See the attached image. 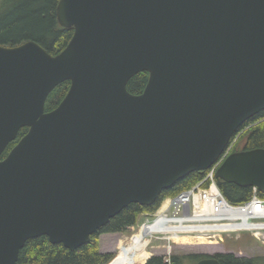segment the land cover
I'll use <instances>...</instances> for the list:
<instances>
[{"label": "water", "instance_id": "water-1", "mask_svg": "<svg viewBox=\"0 0 264 264\" xmlns=\"http://www.w3.org/2000/svg\"><path fill=\"white\" fill-rule=\"evenodd\" d=\"M57 18L74 35L56 55L0 44V264L43 235L75 250L131 203L152 206L264 110V0H59ZM215 175L264 192V147Z\"/></svg>", "mask_w": 264, "mask_h": 264}, {"label": "trees", "instance_id": "trees-1", "mask_svg": "<svg viewBox=\"0 0 264 264\" xmlns=\"http://www.w3.org/2000/svg\"><path fill=\"white\" fill-rule=\"evenodd\" d=\"M57 3L58 0H16L13 13L0 22V44L19 45L28 40H35L51 54L60 53L72 39L74 28L60 25L57 18ZM149 76L148 71L138 72L129 80L128 90L134 94L142 93ZM70 85L71 82L66 80L53 89L46 101V111L53 110L61 103ZM28 130L29 127L20 130L18 137L10 143L2 158L8 155ZM229 147V153L264 147V110L239 127L232 137ZM209 171L210 169L191 172L171 188L164 190L152 206L131 203L94 233L88 243L75 250H71L63 243H52L46 235L31 238L21 249L16 264H108L113 260L115 254L102 252L100 249L102 234L128 232L129 228L137 223L141 214L154 212L163 198L176 195L205 180ZM216 180L223 194L233 203L245 202L253 194L252 187H242L218 178ZM208 182L205 183L208 184ZM259 194L264 197V192L259 191ZM189 257H194V255L173 254L168 260L164 255H154L146 264H180L182 259ZM217 257L223 264H264V258L261 257L245 258L238 257L233 253L218 254Z\"/></svg>", "mask_w": 264, "mask_h": 264}, {"label": "built area", "instance_id": "built-area-1", "mask_svg": "<svg viewBox=\"0 0 264 264\" xmlns=\"http://www.w3.org/2000/svg\"><path fill=\"white\" fill-rule=\"evenodd\" d=\"M222 160L223 158L210 169L205 180L176 195L163 198L154 212H145L147 215L154 217L152 225L160 223L162 220L167 225V229L162 228L155 230L152 234L148 233L151 237L168 242L174 239V241L182 239L183 242L185 239H190L200 243H213L217 238L223 240L224 236L227 235L250 232L256 238H264V197L260 196L257 188H253L252 196L245 202L233 203L229 201L221 191L215 175L216 169ZM206 181H209L208 184L205 183ZM248 205L255 208V211L252 214L253 216L251 215L246 220L243 217L232 216L231 213L226 216L222 212L223 208L235 209V211L236 209L244 210ZM149 218L147 217V220ZM144 224L146 226L151 225L146 222ZM169 224L174 226L183 224L186 229L174 230L171 226H168ZM146 226L141 227L139 232L138 237L140 239L138 240L141 242L147 236V232H144ZM193 228L203 229L191 230ZM136 236L132 239L135 240ZM151 240L149 239V241ZM170 250L167 252L168 256L171 255ZM149 257L142 258V262L145 263Z\"/></svg>", "mask_w": 264, "mask_h": 264}, {"label": "rangeland", "instance_id": "rangeland-1", "mask_svg": "<svg viewBox=\"0 0 264 264\" xmlns=\"http://www.w3.org/2000/svg\"><path fill=\"white\" fill-rule=\"evenodd\" d=\"M15 1L16 0H0V22L4 21L5 18L9 17V15L13 13L15 9ZM227 151H230V147ZM147 217L150 218L147 220ZM153 218L154 217L152 215H147L146 213H143L138 218L137 223L129 228L128 232L102 234L100 236V249L102 250V252H109L115 254V257L113 258L114 260L116 257L119 256L121 246L124 245L126 248H128L134 245V240L132 238L135 235H140L139 232L141 230V227L146 226L144 224L145 222L152 225ZM149 239L152 240L149 241ZM174 240L171 242L160 240L159 238L151 237L147 232V236H145L144 238V242L147 241V243L144 248L148 254H152L151 256L164 255L166 260L169 259L167 252H169L170 249V254L179 255H191L193 253L200 252H220L223 250L222 252L233 253L238 257L264 258V238H256L250 232H242L240 234L227 235L224 236L223 240L217 238L213 241V243H200L197 241H192L190 239H185L184 242L182 241V239L180 241ZM129 264H143V262L141 258H138Z\"/></svg>", "mask_w": 264, "mask_h": 264}, {"label": "bare ground", "instance_id": "bare-ground-1", "mask_svg": "<svg viewBox=\"0 0 264 264\" xmlns=\"http://www.w3.org/2000/svg\"><path fill=\"white\" fill-rule=\"evenodd\" d=\"M255 211V208H252L250 205L246 206L245 209L240 210V209H235L231 210L228 208H223L222 212L224 215L229 216L230 213L232 216L235 217H243L244 220L248 219L253 212ZM253 216V215H252ZM166 222L164 220L160 221V223L154 224V225H147L144 229V232L151 233L154 232L155 230H159L162 228H166ZM168 226H171L174 230H183L186 229V227L183 224L180 225H171L169 224ZM245 226V225H244ZM197 229H203V228H193L191 230H197ZM138 236L135 237L134 240V245L126 248L124 245L121 246V251L118 257H116L110 264H129L132 263L134 260L138 258H148L151 256L145 251V245L146 242H141ZM122 245V244H121Z\"/></svg>", "mask_w": 264, "mask_h": 264}, {"label": "flooded vegetation", "instance_id": "flooded-vegetation-1", "mask_svg": "<svg viewBox=\"0 0 264 264\" xmlns=\"http://www.w3.org/2000/svg\"><path fill=\"white\" fill-rule=\"evenodd\" d=\"M56 10H57V7H56ZM222 251H220V252H202V253L200 252V253H193L191 255H194V257L184 258V259H182V261L180 262V264H198L199 261H201L203 259H210V258H215V259H217L220 262V264H223L222 261L217 257L218 254H226L225 252H222Z\"/></svg>", "mask_w": 264, "mask_h": 264}]
</instances>
